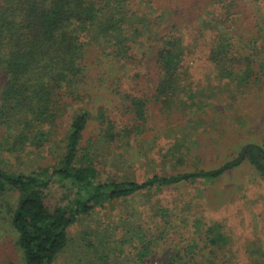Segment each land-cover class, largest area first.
I'll list each match as a JSON object with an SVG mask.
<instances>
[{"label":"trees","instance_id":"1","mask_svg":"<svg viewBox=\"0 0 264 264\" xmlns=\"http://www.w3.org/2000/svg\"><path fill=\"white\" fill-rule=\"evenodd\" d=\"M231 7V0H0L1 151L41 147L47 126L62 120L74 98H80L75 87L86 84L92 70L116 96L114 112L98 111L99 131L84 145L88 111L79 108L68 116L56 165L27 172L0 165V219L14 233L21 264H50L67 246L68 228L103 200L197 178L210 181L245 158L264 175V152L252 143L214 168L185 171L192 147L188 135L202 123L189 111L196 99L202 101L193 90L189 64L206 63L201 72L211 79H263L264 50L253 31L258 23L246 29L244 21L234 28ZM96 48L105 54L98 68L91 61ZM154 114L170 123L186 117L183 151L167 150L174 170L168 175L151 172L142 181L99 180L109 154L118 163L134 153L133 143L149 134ZM139 151L136 155L144 156L141 147ZM54 180L72 188L69 204H46L45 190ZM158 212L151 217L165 214L159 220L171 228L166 210ZM167 229L146 227L134 236L138 264H144ZM103 264L115 263L105 259Z\"/></svg>","mask_w":264,"mask_h":264},{"label":"rangeland","instance_id":"2","mask_svg":"<svg viewBox=\"0 0 264 264\" xmlns=\"http://www.w3.org/2000/svg\"><path fill=\"white\" fill-rule=\"evenodd\" d=\"M231 3L234 28L244 21L246 29L250 23H258L253 31L259 35V47L264 50V0ZM95 51L91 61L98 68L105 54L97 48ZM189 65L193 90L202 98L196 99L189 111L193 119L199 118L202 123L188 135L192 147L185 171L214 168L235 157L247 143L258 145L264 152V67L261 81L246 82L240 77L212 80L202 74V66L207 64L200 59ZM235 73L238 75V71ZM98 77L99 73L92 70L86 84L75 87L79 88L80 98H74L62 120L47 126V141L41 147L26 146L22 152L11 154L0 150V165L15 172L56 165L63 152L68 116L79 108L89 113L82 144L94 138L99 131L98 111L114 112L116 101ZM154 115L149 134L140 138V143H133L134 153L118 163L109 154L110 159L100 168L99 180L115 177L142 181L151 172L168 175L174 170V159L169 158L167 150L175 147L183 151L187 141L181 124L186 117L170 123ZM175 123L178 129H174ZM140 147L144 156L136 155ZM73 197L72 188L64 180L51 181L45 190V202L50 207L69 204ZM159 207L169 214L171 228L159 220L165 214L151 217ZM146 227L167 230L164 240H157L143 258L144 264H169L170 259L173 264H264V175L245 158L210 181L197 178L103 200L68 228V244L50 264H103L105 259L115 264H138L139 242L134 236ZM14 241L9 225L0 219V264H21V253Z\"/></svg>","mask_w":264,"mask_h":264},{"label":"flooded vegetation","instance_id":"3","mask_svg":"<svg viewBox=\"0 0 264 264\" xmlns=\"http://www.w3.org/2000/svg\"><path fill=\"white\" fill-rule=\"evenodd\" d=\"M261 163H262V166L264 168V156H261Z\"/></svg>","mask_w":264,"mask_h":264}]
</instances>
